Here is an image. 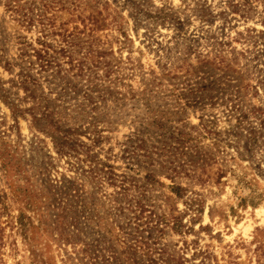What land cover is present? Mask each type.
I'll return each instance as SVG.
<instances>
[{
	"label": "rangeland",
	"instance_id": "374dc122",
	"mask_svg": "<svg viewBox=\"0 0 264 264\" xmlns=\"http://www.w3.org/2000/svg\"><path fill=\"white\" fill-rule=\"evenodd\" d=\"M0 84V264H264V0H0Z\"/></svg>",
	"mask_w": 264,
	"mask_h": 264
},
{
	"label": "trees",
	"instance_id": "16d2710c",
	"mask_svg": "<svg viewBox=\"0 0 264 264\" xmlns=\"http://www.w3.org/2000/svg\"><path fill=\"white\" fill-rule=\"evenodd\" d=\"M45 6V5H44ZM23 5L20 3V1L17 3V5L15 6V9L14 10H19V9H22ZM13 8V7H12ZM47 7L45 6L43 8V11H41V14L38 15V25H39V32L42 33V36L41 38H47L48 36H51V37H55V36H60L61 34L60 31H58L57 28H54L53 26V18L51 19L50 17H47ZM34 18L33 17H28L26 20H24L23 22L26 23L27 25L30 24L32 22H34ZM46 21V23H45ZM59 32V33H58ZM37 47H32L31 45H29L30 48V51L32 52V54H30L29 56L31 58H34L37 66L41 69V70H44L46 71L47 69H51L54 65H55V57L53 56L55 54V50L51 49V46L49 43H47L45 40H42V39H37ZM61 51V50H60ZM52 52V53H50ZM27 76V75H26ZM27 79V77H26ZM0 100H2V102H4L9 108L10 110L12 111V114L14 116V118H18V116H21V117H24V113L25 111L24 110H21L17 105H15L11 100L10 98L7 96L6 94V91L5 89L1 86L0 84ZM31 117H32V120L35 121V124H36V130L40 131V132H43L45 134H48L50 135V137L52 138V140H56L55 136H54V132L52 130V126H50L47 122V118H48V114L46 113H40L39 116H36L35 113H32L31 114ZM37 123L39 126H37ZM2 154H5V158H9L10 160V155L7 154L6 152L3 151ZM6 158V159H7ZM7 160V161H9ZM146 207L143 205V204H139V208H138V211H137V216H136V220L137 221H142L143 219V214L146 212ZM150 221H153L151 219V216L148 217ZM146 219V218H145ZM158 222V221H157ZM156 222V223H157ZM142 235V233H141ZM141 235H138L134 238V240H139V241H142V242H138L140 245L142 244L143 246H146V243L143 242L146 240V238H144L143 236ZM142 246V247H143ZM88 248V247H86ZM143 248H147L148 251H151L149 250L148 247H143ZM84 253L85 255L87 256L88 260H91V254H88L89 253V250L86 249L84 250ZM151 255L152 252H151ZM150 262H154V260L150 259Z\"/></svg>",
	"mask_w": 264,
	"mask_h": 264
}]
</instances>
